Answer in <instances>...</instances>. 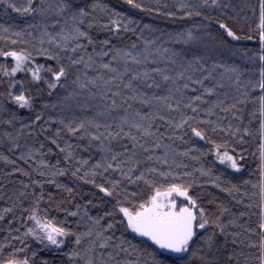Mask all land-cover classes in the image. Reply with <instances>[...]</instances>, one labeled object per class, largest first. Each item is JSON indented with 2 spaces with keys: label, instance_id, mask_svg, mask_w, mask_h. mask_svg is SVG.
<instances>
[{
  "label": "snow or ice",
  "instance_id": "1",
  "mask_svg": "<svg viewBox=\"0 0 264 264\" xmlns=\"http://www.w3.org/2000/svg\"><path fill=\"white\" fill-rule=\"evenodd\" d=\"M127 5L133 9L141 11H153L166 14L168 17L174 16V12L168 10L166 13L161 11L159 5L153 8L146 7L139 0H126ZM211 6L215 8L228 9V4H219L218 0H211ZM0 7L3 8L5 14L8 9L23 15H28L33 18L39 17L37 24L26 25L25 30L16 31L13 33L19 38L21 44H32V40L25 41L23 37H33L41 45L39 48L33 49L37 56H47L49 60L55 61V66L49 64L45 67L44 64L34 62L32 49L21 48L16 50L17 41H12L9 50L0 49V57L11 58L12 67L9 69L6 64L0 65V76L10 78L7 83V99L21 108L32 107V96L26 94V89L23 82L15 80L17 72H25L30 75L32 81L43 82L49 90L58 87L65 88L62 80H67L70 73L75 70L76 76L72 80L75 86L73 91L67 93L62 98L61 103L68 109L71 108L72 101L80 96L79 90L88 92L90 98L94 99L99 96L102 100L110 103L104 104L102 108L94 112L93 116L84 117L81 119L61 118L58 123L63 129L71 135H78L81 139L87 138L88 147L97 146L101 153L99 159L88 167L90 161L88 159H80L76 156L73 146L65 142V147L60 151L65 153V163L72 164L75 161L80 167L72 169V176L80 180H85L89 184H94L95 187L104 193L107 197L115 198V203L112 208L104 213V216L91 217L87 216V212L83 216L91 221L86 231H74L72 227L66 226L64 220H57L55 217H49L46 213L42 214L40 203L44 199L43 193L36 195L33 192L31 206L24 208L21 206V217L23 220V232L20 228L15 231L19 233L14 237H5L4 242L0 243V264H52L47 259L38 260L37 250H33L29 246L30 240L37 241L41 246L48 248L53 247L57 250L65 244V238L75 237L72 247L64 253L67 257V264H169L159 250H164L171 254H180L172 259V264H239L240 257H243L244 264H264V0H258V3H250L247 7L251 10V17L245 14V23L241 25V29L247 28L248 35L244 37L247 40L258 41V49L244 50L245 58L251 63L252 67L248 69H240L238 66H225L223 64H213L211 67H205L201 61L205 59L203 56H193L185 59L180 53H173L169 59L174 65H178V70H173V74H169L166 69L143 68L136 70L129 66V61L133 65H144L148 60V52L143 53L136 51V44L133 43L128 47H116L113 45L104 51L105 46H108L110 41L105 39L99 42L100 51H96V41L90 34L93 27L101 28L112 35L120 33H136V28L133 25H138L140 22L132 16H127L123 12L115 11L108 8L106 4L100 3L99 0H93L91 4L80 6L75 4L73 0H58L57 3L48 2V0H21L18 4L17 0H0ZM179 10L184 11V15L191 17L193 15L190 9L209 7L208 0H200L199 4H189L181 2L176 5ZM167 9V5L164 6ZM99 10L104 13V17L95 16L94 13ZM54 14V15H53ZM195 15L199 16L197 11ZM225 19H218L216 23L221 32L217 40L218 46L221 48L229 47L230 39L238 41L241 39L234 31L233 27L226 22L227 15L223 13ZM63 17L61 22L59 19ZM103 19V22L101 20ZM232 19H239V16ZM41 21H50L55 27H59L58 32L48 31V23H40ZM28 27H39V37H34L33 33L26 31ZM149 25H144V28H149ZM0 30L4 33L9 32V28L0 26ZM143 29H141V32ZM139 39V34H137ZM177 37L182 39L184 43L195 41L197 37L191 31L187 33H178ZM45 38L49 47H44ZM230 38V39H229ZM7 40V35L4 36ZM81 41V43H77ZM86 43H83L85 42ZM146 44L149 42H145ZM54 46V49L53 47ZM92 46V51L87 52V47ZM232 51H238L231 49ZM165 51H168L165 49ZM251 52V55H248ZM79 53V55H77ZM109 57V62L104 63L100 58ZM99 61V62H98ZM113 61H123V69L120 70L113 66ZM257 61L259 70L257 76ZM155 62V61H153ZM83 66L82 68L79 66ZM223 68L224 71L219 77L213 76L215 68ZM88 70H91L95 75H89ZM101 70H104L103 72ZM125 74L128 78L125 79ZM247 75V79L243 77ZM160 77V81L166 82L168 87L163 95H149L146 91H141L137 86H146L147 88L161 87V83L156 80ZM233 77H235L233 79ZM183 80V84L178 81ZM206 80H215L211 86L205 83ZM228 81L227 85L224 81ZM19 86L18 94L16 86ZM198 86V87H195ZM115 87V91H113ZM191 87V91L196 95H186V90ZM235 88L236 97L231 104L225 105L227 93L224 98L219 97L216 100L209 101L206 96L217 95L218 88ZM99 89V91H95ZM258 91V95L256 94ZM111 94L109 97L108 94ZM130 93V95H129ZM5 93L0 92V97ZM116 98H120L122 102L138 101L141 105H146L148 112H141L140 109H135L129 112L132 108L128 104V109H125L124 115L118 118L113 117L111 120L112 110L121 107ZM186 101V102H185ZM207 104V107L203 105ZM251 105V111L248 113L249 120L243 123V116L237 113H243L242 106ZM47 107V105H45ZM55 107V106H53ZM76 107H93L89 103L76 104ZM181 108L190 110L192 115H188L187 111H181ZM219 108L223 112H230L233 119L243 123V127L237 124L235 127L230 123L225 128L218 120L203 119L199 117V113L204 112L206 116L215 115L214 110ZM165 112H179V119H169ZM99 118H104L105 122L101 123ZM157 118L164 121L167 125L174 129L181 130L187 127L194 137L205 140L209 145V151L213 153L215 158L222 165L239 170L243 167V153L247 149L241 147L248 141L245 137H250L253 144V156L257 157V168L253 170V177L258 173V178L244 180V185H251L250 192L242 193L249 199V203L245 208L251 210L258 209L256 212H250V215L257 216V220L253 225H248L244 228L246 233L244 240H240L241 244H245L251 249L249 255H245L243 251L236 252L227 251L228 236L232 237V244L235 245L240 233H229L230 225L236 226L240 216H244L245 212H240L239 216L233 214L231 220L223 221L224 213L229 212L228 208L218 205L220 215L214 212H209L198 198L190 195V189L195 183L196 178L185 180L186 177H191L192 173L174 171L171 169L168 160V152L165 151L162 155H154V150L161 147L163 133H158L152 129V124H146L145 121H154ZM258 119V127H255L253 122ZM36 121L41 120V115L37 114ZM8 123V121H5ZM203 125V127L201 126ZM125 126L128 131H125ZM25 127V125H21ZM159 125L157 126V128ZM135 130V131H134ZM62 129L58 127L54 137H48L53 144L57 143L60 138ZM222 132L235 140L236 146L240 147V151H236L229 140H223V143H218L212 138V134ZM138 133V134H137ZM6 137H11L10 133H5ZM239 136V140L236 137ZM183 139V135L178 137ZM127 140L131 144L129 147L122 143ZM150 139L151 147H146L145 144ZM187 142V141H185ZM114 145H119L120 151L114 150ZM13 148H19L20 145L14 141ZM43 147V145H41ZM79 147V145H77ZM142 149L143 153H147L145 159L147 161L155 160L158 164L168 165L166 169H161L155 166L145 167L141 169L142 161L137 158V149ZM224 150L221 151L220 149ZM200 151V149H196ZM189 150H185L181 155H187ZM205 153L201 152V155ZM26 159L24 155L20 157ZM0 159L8 162L6 156L0 155ZM15 163V161H11ZM44 164V161H40ZM59 163V162H57ZM49 169L48 175L53 177L48 183H55L57 175H63L67 172V168H57L55 165H46ZM177 168L182 167L177 165ZM20 171V169H15ZM83 171V174L80 173ZM139 175H136V172ZM202 176H210L211 169L207 171L203 168L199 169ZM117 173L119 178L111 180L108 174ZM27 175V173H24ZM46 173L40 172L41 176ZM102 179L101 183L96 182V178ZM171 178V181L169 180ZM128 184L140 183L147 186L146 198L143 194L137 192H128L126 188H121L124 181ZM219 177L211 182L220 187L216 181ZM179 181V182H177ZM32 185H42L41 180H31ZM29 185H24L25 189ZM57 187H64L57 183ZM71 193L72 189L65 188ZM224 191L232 193H240V186L232 184ZM20 197L27 198L26 192L19 193ZM176 197H182L183 200H178ZM51 199V194H49ZM241 203L242 201H236ZM17 204L20 201L16 202ZM16 205L14 204V207ZM60 205L58 204L57 207ZM77 211L67 213L70 216L81 215L80 206L77 205ZM13 208H6L0 212V219L4 218V213L12 212ZM64 211L67 212L66 209ZM27 212L28 215H23ZM116 216H120L119 223L124 225L126 229H130L133 233L140 237L147 238L155 249L148 250L147 245L141 247L140 244H133L131 241L125 240L122 237L117 238L119 242L109 243L112 241L111 236H105L104 233L111 230L117 221ZM108 218L107 225H101V220ZM15 219V217H14ZM126 222V225H125ZM211 227L212 231L206 235L199 236V231ZM13 230L9 229V233ZM217 234H222L225 239L222 243L218 242ZM255 237V239H253ZM17 242L19 246H17ZM144 243L143 241L141 242ZM195 245V246H194ZM97 248H111L112 252L104 254L97 252ZM222 252H226L225 257L221 256ZM31 253V255H29ZM121 253H124V259H116ZM133 256V259L127 257Z\"/></svg>",
  "mask_w": 264,
  "mask_h": 264
},
{
  "label": "trees",
  "instance_id": "2",
  "mask_svg": "<svg viewBox=\"0 0 264 264\" xmlns=\"http://www.w3.org/2000/svg\"><path fill=\"white\" fill-rule=\"evenodd\" d=\"M26 2V0H25ZM39 2V0H35ZM51 3H57L58 0H48ZM75 4L84 6L85 4H91L93 0H73ZM100 3L106 4L108 8L114 9L118 12H123L127 16H132L135 20L139 21L138 25H133L132 27L136 28V33H120L118 35H112L109 32L93 27L90 30V34L93 36L96 43V51H100L99 42L105 39L109 40L110 43L108 46H105L104 51L107 52L110 47L115 45L116 47H128L131 44H136V51L143 53L145 50L148 52V60L144 65H133L129 61V66L140 70L143 68H156L166 69L169 71V74H173V70H178V65L171 63L169 57L173 53H180L184 56L185 59L191 58L193 56H203L205 57L201 63L205 67H211L215 64H223L225 66H238L240 69L251 68V63L245 58L244 50L246 49H258V41L256 40H247L244 39L248 35L247 28L241 29V25L245 23V14L248 17H251V10L247 7L250 3H258V0H218V3L228 4V9L215 8L211 6V0H208L209 7H200L190 9L193 15L187 17L184 15V11L179 10L176 5L184 2L189 4H199L200 0H139L146 7L153 8L156 5L161 7V11L166 13L170 10L174 12V16L168 17L166 14L157 13L155 10L141 11L139 9H133L131 6L127 5L126 0H99ZM17 3L20 4L21 0H17ZM167 5V9L164 6ZM199 11L200 15L197 16L195 13ZM223 13H226L227 20L230 26L233 27L237 35L241 37L238 41H232L230 38L229 47L221 48L218 46L217 40L221 35V32L218 28L216 21L218 19H225ZM54 15V14H53ZM95 16L104 17V13L97 10L94 13ZM239 16V19H232L233 17ZM63 22L64 18H59ZM39 17L33 18L28 15H23L17 12H13L11 9H8V13L5 14L2 7H0V26H5L9 28L8 33H4L0 30V49L5 51L9 50L11 47L12 41H17L16 50L19 51L21 48L32 49V56L34 62L37 64H44L47 67L49 64L55 66V61L49 60L47 56H37L33 45L35 48H39L41 45L37 40H33V37L25 36L23 39L25 41L32 40V44H21L19 43V38L13 35L16 31L25 30L26 25L37 24ZM48 23V31L58 32L59 27H55L51 24L50 21H41L40 23ZM103 22V19L101 20ZM144 25H149V28H144ZM141 29L143 31L141 32ZM26 31L33 33L34 37H39L40 29L39 27L33 28L28 27ZM191 31L197 39L195 41H189L184 43L182 39L177 37L178 33H187ZM137 34H139V39ZM7 35L8 39L5 40L4 36ZM149 42V43H145ZM81 43V41H77ZM83 43H86L83 42ZM44 47H49L47 39L45 38ZM54 49V46H52ZM167 49L168 51H165ZM231 49H236L238 51H232ZM92 51V46L87 47V52ZM79 55V53H77ZM248 55H251V52H248ZM102 62L108 63L109 57L100 58ZM155 61V62H153ZM99 62V61H98ZM11 58L0 57V65L6 64L10 69L12 67ZM113 66L118 69H123V61L115 62L113 61ZM79 67H83L82 65ZM257 76L259 70V63L257 61ZM102 72L104 70H101ZM223 68H215L213 70V76L219 77L223 73ZM88 74L95 75L94 72L88 70ZM76 72L73 70L67 80H62L61 83L65 84V88H56L49 90L47 86L41 82L32 81L30 75L25 72H19L15 74V80L18 82H23L26 94L32 96V107L31 108H21L14 104L11 100L7 99V83L10 82V78L0 76V92L5 93L4 96L0 97V155L6 156L8 162L3 159H0V212L6 208H13L12 212L4 213V218L0 219V243L4 242L5 237H14L19 235L15 231L16 228H20V231L23 232V220L20 219L21 206L28 208L31 206L33 192L36 195L43 193L44 199L40 203V209L42 214L46 213L49 217H55L57 220H64L67 222L66 226L72 227L74 231H86L87 227L91 224V221L87 219V216L98 217L104 216V213L109 211L112 208V205L115 203V198L107 197L104 193H101L94 184H89L85 180H80L77 177H73L71 172L74 167H80L75 161L72 164L65 163V153L61 152L60 149L65 147V142L73 146L75 154L80 159H88L90 161L88 167H91V164L95 163L96 159H99L101 153L97 146L93 145L88 147L87 138L81 139L78 135H71L63 129L62 125L58 123L61 118H72L81 119L84 117H90L94 115V112L102 108L104 104L110 103V99L107 101L102 100L99 96H96L94 99L90 98L88 92L85 90H79L81 92L80 96L72 101L71 108H66L62 103V98L67 95L68 92L73 91L75 86L71 83L75 79ZM128 78V74H125V79ZM235 77H233L234 79ZM247 79V75L243 77ZM156 80L161 83L159 89L156 88H147L146 86L140 85L139 82L137 86L141 91H146L149 95H163L166 92L168 84L166 82L160 81V77L157 76ZM183 80L178 81V83L183 84ZM227 85L228 81H224ZM205 83L211 86L215 83V80H206ZM198 87V86H195ZM19 86H16V92L18 94ZM113 87V91H115ZM99 91V89L95 90ZM227 93V100H225V105L231 104L233 99L236 97L235 88H218L217 95L206 96L205 98L209 101L216 100L218 97L220 99L224 98V94ZM197 93L191 91V87L186 90V95H196ZM259 94L258 91L256 93ZM109 97L111 94H108ZM130 95V93H129ZM117 102L121 104V107L112 110L111 116L108 117L111 120L113 117L118 118L119 116L124 115L125 109H128V104L132 105L131 109H128L129 112H132L135 109H140L141 112H148L149 109L146 105H141L138 101L122 102L120 98H116ZM186 102V101H185ZM89 103L93 107H76V104ZM47 105V107H45ZM55 106V107H53ZM207 107V104L203 105ZM244 108L243 113H237V115L243 116V123H247L249 120L248 113L251 111V105L242 106ZM181 111H187L188 115H192L190 110H185L181 108ZM215 115L208 117L204 112L199 113V117L203 119L218 120L223 117L219 122L223 127H227L228 124H232L235 127L237 124H240L243 127V123L239 120H235L232 117L230 112L226 113L221 111L219 108L214 110ZM41 115V120L36 121V115ZM169 119L177 120L179 119V112H165L164 113ZM101 123H104V118H99ZM8 121V123H5ZM146 124L151 123L152 129L158 133H163V138L161 140L162 145L167 147H161L160 149L154 150V155H162L165 151L168 152V160L171 169L180 172H189L192 173L191 177L184 178L186 181L191 180L193 177L196 178L195 183H193L192 188L190 189V195L198 198V201L204 206L209 212H214L217 215H220L218 205H222L225 208L229 209V212H226L221 217L223 221L231 220L233 214L239 216L240 212H245L244 216H240L236 226L230 225L228 228L229 233L237 232L241 235L239 236L237 243L232 244L231 235L228 236V245L227 251L236 252L243 251L245 255L251 253L245 244H241L239 241L244 240L246 233L244 228L248 225H253L257 216L250 215V212H256L258 214V209L253 208L248 210L245 208V205L249 203V199L246 196H242L244 192L251 191V185H244L242 182L244 180H251L258 178V173L253 177L251 173L257 168V157L253 156V144L250 137H245L248 141L246 144L241 147L247 149L243 153V167L238 171L227 167V165H222L215 158L213 153L209 151L210 145L205 141L201 140L198 137H194L190 130L185 127L183 131L174 129L173 127L167 125L164 121L157 118L154 121H145ZM258 119L253 122L255 127H258ZM25 127H21V125ZM159 127L157 128V126ZM203 127V125H201ZM60 127L62 129L60 138L57 140L59 147L56 144L51 142V139L48 137H54L56 129ZM125 131H128V127L125 126ZM135 131V130H134ZM5 133H10L11 137H6ZM138 134V133H137ZM183 135V139H179ZM212 138L215 139L218 143H223V140H229L233 147H236V151H240V147L236 146L235 140H232L229 136L225 135L222 132H217L212 134ZM236 140H239V136L236 137ZM13 141L20 145L19 148H13ZM187 141V142H185ZM126 144L131 150V144L126 139L122 141ZM43 145V147H41ZM79 145V147H77ZM146 147H151L150 139L145 144ZM189 150L187 155H181L185 150ZM196 149H200L197 151ZM114 150L120 151L119 145H114ZM221 151L224 149L221 148ZM137 158L142 161L139 167L141 169L145 167L155 166L158 168L166 169L168 165L158 164L155 160L147 161L145 156L147 153H143L142 149H137ZM201 152L205 153L201 155ZM24 155L26 159H21L20 157ZM15 161V163H11ZM40 161H44V164H41ZM59 162V163H57ZM46 165H55L57 168H67V172L63 175H57L55 177V183H48L49 180H52L53 177L48 175L49 169ZM177 165L182 167L177 168ZM203 168L204 170L211 169L210 176H202L199 169ZM15 169H20L16 171ZM44 171L46 174L44 176L40 175V172ZM24 173H27L25 175ZM83 174V171L80 175ZM136 175H139V172H136ZM216 177H219V180L216 181L220 187H216L212 180H215ZM108 178L111 180H116L119 178L117 173L108 174ZM31 180H41L43 181L42 185H32ZM171 181V178H169ZM97 183H101L102 179L100 177L96 178ZM179 182V181H177ZM57 183L64 187H57ZM29 185L26 189L24 185ZM232 184L240 186V193L230 194L223 189L229 188ZM65 188L72 189L71 193L65 190ZM121 188H126L128 192H137L143 194L146 198L147 186L143 185V182L140 183L138 187L136 184H128L125 180L121 184ZM26 192L27 198L19 196V193ZM49 194H51V199H49ZM20 201L19 204L16 202ZM236 201H242L237 203ZM14 204L16 205L14 207ZM60 205L57 207V205ZM77 205L80 206L79 211L81 215L70 216L67 213L77 211ZM64 209L67 210L64 211ZM87 212V216H83V213ZM23 215H28L27 212H24ZM15 217V219H14ZM121 219L120 216H116L115 220L117 223L115 226L104 233L105 236H111L113 239L109 243L119 242L117 238H123L125 240L131 241L133 244H140L141 247L147 245L148 250L152 251L155 249V246L152 245L145 239H142L135 235L130 229H126L124 225L119 223ZM108 218L101 220V225H107ZM126 225V222H125ZM9 229L13 231L9 233ZM199 240L200 236L206 235L207 232L212 231L211 227L206 229L198 230ZM225 237L222 234H217L218 242L222 243ZM255 239V237H253ZM66 242L61 246L59 250L48 247L45 248L41 246L37 241L30 240L29 246L33 250H37L38 260L47 259L52 264H67V257L64 255L72 247V243L75 240V237L65 238ZM144 242L143 244L141 242ZM17 246H19L17 242ZM195 246V245H194ZM160 251V250H159ZM97 252H102L107 254L112 252L111 248L99 249ZM160 253L169 261V264H172V259L175 256L180 254H166L160 251ZM31 255V253H29ZM226 252H222L221 256L225 257ZM116 259H124V253H121ZM128 259H133V256L127 257ZM179 264V262H177ZM239 264H244L243 257H240Z\"/></svg>",
  "mask_w": 264,
  "mask_h": 264
},
{
  "label": "water",
  "instance_id": "3",
  "mask_svg": "<svg viewBox=\"0 0 264 264\" xmlns=\"http://www.w3.org/2000/svg\"><path fill=\"white\" fill-rule=\"evenodd\" d=\"M135 235H137V234H135ZM137 236H138V235H137ZM138 237H140V236H138ZM140 238L147 240V238H145V237H140ZM148 242H150V241H148ZM150 243H151V242H150ZM160 251L163 252V253H166V254H171V253H167V252L164 251V250H160Z\"/></svg>",
  "mask_w": 264,
  "mask_h": 264
},
{
  "label": "rangeland",
  "instance_id": "4",
  "mask_svg": "<svg viewBox=\"0 0 264 264\" xmlns=\"http://www.w3.org/2000/svg\"><path fill=\"white\" fill-rule=\"evenodd\" d=\"M17 73H19V72H17ZM16 73V74H17ZM178 200H183V198L182 197H176ZM131 231V230H130Z\"/></svg>",
  "mask_w": 264,
  "mask_h": 264
}]
</instances>
